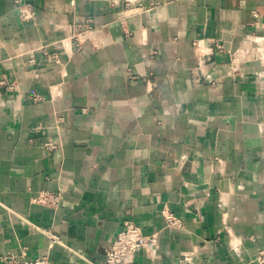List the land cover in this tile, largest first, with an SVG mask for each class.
<instances>
[{
  "label": "crops",
  "instance_id": "0c3cea01",
  "mask_svg": "<svg viewBox=\"0 0 264 264\" xmlns=\"http://www.w3.org/2000/svg\"><path fill=\"white\" fill-rule=\"evenodd\" d=\"M69 1L0 0V264H264V0Z\"/></svg>",
  "mask_w": 264,
  "mask_h": 264
},
{
  "label": "built area",
  "instance_id": "2783aa9c",
  "mask_svg": "<svg viewBox=\"0 0 264 264\" xmlns=\"http://www.w3.org/2000/svg\"><path fill=\"white\" fill-rule=\"evenodd\" d=\"M77 0H70L69 4L74 5ZM19 4L18 1H16ZM19 17L22 20L30 19L34 17L35 12L27 4L25 7L18 9ZM221 48V45H218ZM44 146L48 149H54L57 144L48 140L44 143ZM35 201L43 205L56 207L60 202V193L58 191L43 190L36 196ZM164 220L166 226L169 228H179L182 225V220L171 212H164ZM40 229V228H39ZM44 231L45 229H41ZM49 238V246L55 243H60V239L57 235H54L50 231H44ZM152 237L146 236L142 233L139 225L135 223L132 218H125L122 221V227L115 235L111 244L105 248V257L101 261H89L90 264H133L135 253L146 247L148 241ZM25 252L22 250L20 256L24 257ZM12 252L1 255V259L6 264H65V263H53L49 260L48 255H40L35 258H22L20 259ZM253 260L257 263H264V248L259 250Z\"/></svg>",
  "mask_w": 264,
  "mask_h": 264
}]
</instances>
